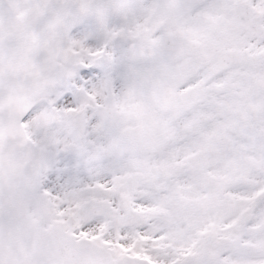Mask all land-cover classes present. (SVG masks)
Listing matches in <instances>:
<instances>
[{
  "label": "snow or ice",
  "instance_id": "6c2138e0",
  "mask_svg": "<svg viewBox=\"0 0 264 264\" xmlns=\"http://www.w3.org/2000/svg\"><path fill=\"white\" fill-rule=\"evenodd\" d=\"M0 264H264V0H0Z\"/></svg>",
  "mask_w": 264,
  "mask_h": 264
}]
</instances>
